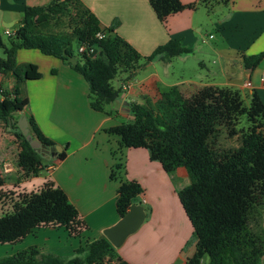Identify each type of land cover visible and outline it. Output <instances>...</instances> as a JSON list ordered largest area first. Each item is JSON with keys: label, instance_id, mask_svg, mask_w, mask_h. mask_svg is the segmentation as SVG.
Here are the masks:
<instances>
[{"label": "crops", "instance_id": "1", "mask_svg": "<svg viewBox=\"0 0 264 264\" xmlns=\"http://www.w3.org/2000/svg\"><path fill=\"white\" fill-rule=\"evenodd\" d=\"M80 1L96 16L102 29L116 23L113 34L122 37L141 56L149 55L171 38L179 40L192 53L175 56L167 62L141 59L143 63L130 78L121 72L120 81L114 87L121 88L122 92L101 112L90 107L88 84L69 64L35 49L16 51L18 65L35 64L40 74L38 78L26 81L28 104L18 113L26 119L33 118L46 137L62 146L64 155L59 159L45 157V167L37 176L18 180L19 171L8 152L2 151L0 162L11 166V172L4 176L2 188L37 190L46 180L59 186L87 225L82 240L71 248V255L81 243L102 236L104 230L120 220L115 208L118 183L109 178L113 163L111 151L118 147L119 138L105 129L132 120L130 103L145 104L157 118L167 122L176 120L186 98L207 85L229 87L239 90L242 95L255 90L264 103V86L259 81L264 71V56L253 68H247L243 61L244 57L264 51V0L218 2L220 13L212 20L218 36L209 34L208 37L215 39L212 53L220 64L214 72L220 76L205 82L186 77L184 64L189 57H195L203 50L198 32L203 24L211 23L208 2L169 15L164 25L148 0ZM180 1L183 4L199 2ZM49 2L0 0L1 37L6 36L5 30L14 32L18 28L26 6H42ZM220 7H224L225 12ZM69 61L74 64L71 59ZM201 65L205 66L203 61ZM247 82L250 86H246ZM14 84L15 79L10 74L0 73L1 90L10 92ZM153 142L160 155L158 160H151L143 147L122 149L126 178L138 182L143 189L136 204L144 207L145 218L114 248L129 264H186V258L194 252L195 241L178 192L195 178L178 150L177 154L168 155L170 144L158 138H153ZM52 165L53 169L50 168ZM255 207L247 223L228 234L211 255L201 260V264H239L232 250L233 244L244 256L253 254L257 247L254 238L260 237L264 241V197ZM31 246L40 248L32 243L27 248ZM260 264H264V256L260 258Z\"/></svg>", "mask_w": 264, "mask_h": 264}, {"label": "trees", "instance_id": "2", "mask_svg": "<svg viewBox=\"0 0 264 264\" xmlns=\"http://www.w3.org/2000/svg\"><path fill=\"white\" fill-rule=\"evenodd\" d=\"M148 1L156 17L165 25L169 15L195 8L206 0L189 4L180 0ZM64 16L68 27L72 28L70 32L49 30L52 22ZM115 26L116 23L102 29L96 16L80 0H50L46 5L26 6L20 25L7 36L6 42L0 35L3 50L0 73L10 74L15 79L10 92L0 89V121L7 126L12 124V113L22 111L28 104L26 81L40 76L35 64L16 63L18 49H35L69 64L88 84L90 107L101 112L122 92L111 83L119 72L130 78L141 59L144 62L157 59L167 62L175 56L192 53L179 40L171 38L149 55L141 56L122 37L113 34ZM99 31L104 34L102 38L96 37ZM72 40L87 48L78 52L80 63L69 61L74 56ZM93 50L95 53L91 56ZM263 56L264 51L244 57V65L253 68ZM246 98L247 101L239 90L207 85L183 101L174 122L161 120L145 104L132 102L129 104L132 120L105 129L119 138L118 147L111 151L113 163L109 178L118 183L115 208L120 218L136 204L143 190L138 182L126 178L122 149L143 147L151 160H158L160 155L153 138L177 147L185 166L195 178L178 192L195 241L194 252L186 258V264H201V260L211 255L228 234L247 223L254 205L264 196V103L255 90ZM243 117L246 128H238L235 132ZM218 122L231 127L229 134L241 135L239 148L221 157H215L208 145ZM27 123L34 139L47 147L56 145L41 132L33 118H27ZM11 127L16 128L13 131L16 153L12 161L20 173L18 180L37 176L45 167L46 156L30 146L17 126ZM63 155L62 150L51 157L59 159ZM4 183L0 178L4 206L0 215V243L14 244L38 227H59L72 237H81L87 225L65 192L54 182L46 180L37 190L31 191L3 189ZM254 242L257 247L250 257L244 256L237 245H232L239 264H260L264 241L255 237ZM73 253L62 257L41 253L31 246L0 258V264H129L104 235L81 243Z\"/></svg>", "mask_w": 264, "mask_h": 264}, {"label": "rangeland", "instance_id": "3", "mask_svg": "<svg viewBox=\"0 0 264 264\" xmlns=\"http://www.w3.org/2000/svg\"><path fill=\"white\" fill-rule=\"evenodd\" d=\"M206 2L210 4L207 8V12L211 14V23L207 22L206 24H203L202 29L198 32V35L200 36L199 44L202 46L203 50L199 51L195 55V57H189L188 61L184 64V74L186 77L204 82L210 80L213 77L220 76L219 74H216V72H214L216 71L215 68H219L220 64L218 62V58H216V56L212 53V45L215 42V39H210L208 37L209 34H212L215 37L218 36V29H216V24L212 20H214L220 13L218 8V2H220V0H206ZM220 8H222L221 10H224L225 12L224 7ZM67 23V17H61L51 23L52 25L50 26L49 30L53 32H70L72 28H69ZM2 39L5 42L7 41L6 36L2 37ZM78 47V42L72 40L71 48L73 50L74 56L71 58V61L73 63H75L76 61L80 63V60L78 58ZM0 56L3 57V50L1 48ZM201 61L204 62L205 66L201 65ZM142 63L143 62L141 61L138 62L139 65H141ZM120 76L121 73L119 72L117 76L112 79L111 83L113 86L116 87L118 85ZM243 96L245 98V101H247L246 96H248V94L246 93ZM22 116L23 115L18 112L12 113L11 125L17 126V120ZM11 125L7 126L3 121H0V153H2V151L8 152V156L12 160L14 153H16V144L13 143V140L15 138L13 131L16 130V128H12ZM230 128H227V126L222 122L216 123L215 132L208 139V145L215 157H221L225 153L233 152L237 150L241 145V135L239 133L229 134ZM238 128H246L244 117L241 119L239 125L235 127V132ZM163 151L166 152V150ZM171 154H177V147H170L168 155ZM45 156L47 157V155ZM0 164V178H3L5 181V174L10 173L11 171L5 173L3 171V164L1 162ZM1 192L2 189L0 188V194H2ZM1 196L2 195H0V215L4 212V206L2 204ZM260 202L261 197L258 199L257 203L259 204ZM255 208L256 207L254 205L252 210H255ZM81 240V237H72L68 235V233L63 228L38 227L34 229V232L28 235V237L26 236L17 243H0V258L24 251L31 243L39 245L40 248H37L36 246L35 247L37 249H40L41 253H54L62 257H68L71 255L69 254L71 253V248H73L75 245L77 246ZM72 254L74 253L72 252Z\"/></svg>", "mask_w": 264, "mask_h": 264}, {"label": "water", "instance_id": "4", "mask_svg": "<svg viewBox=\"0 0 264 264\" xmlns=\"http://www.w3.org/2000/svg\"><path fill=\"white\" fill-rule=\"evenodd\" d=\"M95 53V50L91 52V56ZM17 127L21 133L25 136L30 146L37 152L43 155L55 156L62 151V146L56 144L54 146L47 147L34 139L29 131L27 119L21 117L17 121ZM145 218V210L142 204H133L130 206L127 213L120 218V220L110 228L103 231V235L108 241L115 247L119 246L124 238L131 232L135 231Z\"/></svg>", "mask_w": 264, "mask_h": 264}, {"label": "built area", "instance_id": "5", "mask_svg": "<svg viewBox=\"0 0 264 264\" xmlns=\"http://www.w3.org/2000/svg\"><path fill=\"white\" fill-rule=\"evenodd\" d=\"M13 33H14V32H10L9 30H5V31H4V34H5L6 36H10V35H12ZM103 36H104V34H103V32H101V31H99V32L96 33V37H97V38H102ZM86 49H87V48H86L85 45H80V46L78 47V52H83V51H85ZM259 81H260V83L264 86V71L261 73V75H260V77H259ZM246 86H250V82H247V83H246ZM50 168L53 169V168H54V165L50 166ZM3 171H4L5 173L11 171V166H10L9 164H4V165H3Z\"/></svg>", "mask_w": 264, "mask_h": 264}]
</instances>
